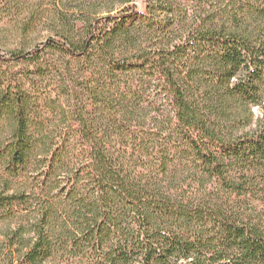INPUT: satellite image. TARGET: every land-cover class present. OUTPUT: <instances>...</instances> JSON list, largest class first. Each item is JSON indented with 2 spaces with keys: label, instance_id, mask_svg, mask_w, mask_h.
Returning <instances> with one entry per match:
<instances>
[{
  "label": "trees",
  "instance_id": "trees-1",
  "mask_svg": "<svg viewBox=\"0 0 264 264\" xmlns=\"http://www.w3.org/2000/svg\"><path fill=\"white\" fill-rule=\"evenodd\" d=\"M46 1L0 0V264H264V0Z\"/></svg>",
  "mask_w": 264,
  "mask_h": 264
},
{
  "label": "rangeland",
  "instance_id": "rangeland-1",
  "mask_svg": "<svg viewBox=\"0 0 264 264\" xmlns=\"http://www.w3.org/2000/svg\"><path fill=\"white\" fill-rule=\"evenodd\" d=\"M68 1H72V2L69 3V5H68V8H69V9H77L78 7L81 6L80 4L83 3V0H79L80 2H78V0H68ZM52 2H53V0H47V1H46L47 5H50ZM137 6H138V8H139L140 11L143 10V8H144V5L142 4V1H141V0L138 2ZM71 11H73V10H71ZM104 22H105V21H104ZM106 22H107V21H106ZM106 22H105V23H106ZM43 35H44V34H43ZM5 37H8V38H9V36L3 35V38H5ZM37 37L41 38V37H43V36H42V35L40 36L39 33L37 32V33L34 35L33 39H35V38H37ZM8 38H7V39H8ZM11 38H12V37H11ZM11 38L8 39V42L13 43L15 40H13V39H11ZM6 41H7V40H6ZM19 69H20V68H19ZM254 112L256 113V115H260L261 112H262V109L257 107V108L254 109ZM9 227H10V222H9L8 220H4V219L0 218V245H1V246H3L2 242L5 240V239H4L5 236H3V235H4L5 233H10V228H9Z\"/></svg>",
  "mask_w": 264,
  "mask_h": 264
}]
</instances>
